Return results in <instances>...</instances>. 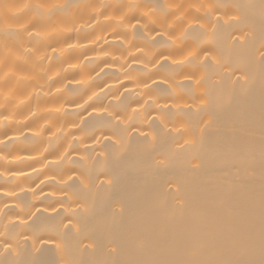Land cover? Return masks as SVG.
Segmentation results:
<instances>
[{
	"label": "bare ground",
	"instance_id": "6f19581e",
	"mask_svg": "<svg viewBox=\"0 0 264 264\" xmlns=\"http://www.w3.org/2000/svg\"><path fill=\"white\" fill-rule=\"evenodd\" d=\"M0 264H264V0H0Z\"/></svg>",
	"mask_w": 264,
	"mask_h": 264
}]
</instances>
